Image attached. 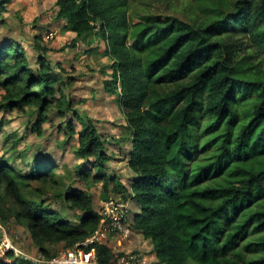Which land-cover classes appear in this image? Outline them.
Masks as SVG:
<instances>
[{
	"label": "trees",
	"instance_id": "1",
	"mask_svg": "<svg viewBox=\"0 0 264 264\" xmlns=\"http://www.w3.org/2000/svg\"><path fill=\"white\" fill-rule=\"evenodd\" d=\"M132 1L55 3V18L76 35L71 46L96 37L104 48L93 52L111 60L106 90L126 123L130 188L108 175L115 154L66 96L46 51L33 70L23 47L4 41L1 107L36 108L38 136L57 111L60 132L78 144L74 183L87 189L67 185L55 166L35 162L23 174L1 158L0 222L26 224L51 259L50 247L74 248L101 225L90 193L101 185L105 201L113 193L139 206L132 228L151 241V264H264V0ZM46 193L79 212L77 220L49 209ZM107 243L96 247L99 264L115 263ZM5 257L0 264H23L11 261L14 252Z\"/></svg>",
	"mask_w": 264,
	"mask_h": 264
},
{
	"label": "rangeland",
	"instance_id": "2",
	"mask_svg": "<svg viewBox=\"0 0 264 264\" xmlns=\"http://www.w3.org/2000/svg\"><path fill=\"white\" fill-rule=\"evenodd\" d=\"M175 2L177 3L178 0ZM3 3L5 9L0 14V43L9 41L21 45L33 64V70H37L38 57L43 55L44 50L46 51L44 58L51 64L54 73L59 76L61 88L66 96L73 99L77 110L93 120L99 132L108 141L107 151L115 154V159L107 168L108 175L119 177L122 184L128 183V178L132 175L125 155L129 149V143L121 141L126 131L124 129L126 123L118 106L117 97L106 90V82L112 80V70L108 68L111 60L98 52H93V48H104V43L95 37L85 44L80 42L78 48L71 46L76 35L64 31L66 21L55 18L56 0H3ZM5 95V90L0 88V159H14L11 164L23 174H27L30 165H34L35 162L43 163L44 167L55 166L57 176L67 185L74 184L75 188L87 189L82 181L74 183L77 180L76 166L81 162L73 153L78 144L76 137L67 138L64 131L60 132L63 118L57 111L53 110L50 113V119L43 125V136H38L32 131V126L39 119L37 109L34 107L2 108L1 103ZM76 126L78 130L81 128L77 122ZM7 136H11L12 140L5 144ZM15 138H21L20 142L15 144ZM65 142L66 144L62 145ZM118 145H121V148ZM13 146L14 149H12ZM38 187V184L32 185V188ZM90 193L94 197L96 209L102 211L104 196L101 185L90 188ZM43 198L49 209L61 211L65 217L77 220L75 216L79 212L64 208L62 203L55 200L52 193H46ZM116 198L111 193L108 199ZM0 225V248L4 243H8L23 264L26 262L39 264V261L45 259L34 246L26 224L11 220L8 223L0 222ZM136 235L132 233L126 239L118 237L109 239L107 244L115 254L114 264H117L119 258L131 253H138L137 255L141 256L143 262L138 264H151L149 259L153 256L152 251L142 254L139 249H132L131 246L137 243L134 240ZM138 238L140 241L139 236ZM65 249L67 248L64 244L60 243L50 247V253L56 256ZM1 256L0 259L3 262L9 261L5 255ZM11 261L16 262V257H12Z\"/></svg>",
	"mask_w": 264,
	"mask_h": 264
},
{
	"label": "built area",
	"instance_id": "3",
	"mask_svg": "<svg viewBox=\"0 0 264 264\" xmlns=\"http://www.w3.org/2000/svg\"><path fill=\"white\" fill-rule=\"evenodd\" d=\"M127 203L120 199H111L103 204L102 222L98 229L74 248L59 252L51 259H43L39 264H99L96 247L106 244L111 237L126 239L130 236ZM1 227V225H0ZM1 255L13 252L8 243L0 248ZM15 255V253H14ZM16 256V255H15ZM29 256V255H28ZM29 258H31L29 256ZM141 256L131 253L117 260V264H138Z\"/></svg>",
	"mask_w": 264,
	"mask_h": 264
},
{
	"label": "crops",
	"instance_id": "4",
	"mask_svg": "<svg viewBox=\"0 0 264 264\" xmlns=\"http://www.w3.org/2000/svg\"><path fill=\"white\" fill-rule=\"evenodd\" d=\"M132 176V175H131ZM130 176V177H131ZM130 177L128 178V183H126V184H124L125 186H127L128 188H130V186H131V184H130ZM116 196V195H115ZM117 198L116 199H120L121 201H124L125 203H127V206H128V208H129V211H128V217H127V219H128V223H127V226L130 228L129 230H130V235L133 233H135V234H137L136 235V237H135V242H137V243H134L131 247H133L132 249H139L140 251H141V253L143 254L144 252H147V253H150L149 251H152V253H153V247H152V243H151V241L150 240H147V239H145L144 238V236L141 234V233H139V232H137V231H135L133 228H132V224H133V221H134V217H135V215H137V214H139L140 213V208H139V206L136 204V202L135 201H133V200H131V199H129V200H124L122 197H118V196H116ZM106 201L103 199L102 200V203H105ZM102 207H103V204H102ZM130 210H131V212H130ZM100 213H102V211H101V209L100 210H98ZM138 236L140 237V241L138 240L139 238H138ZM115 238H117V237H115ZM117 240V239H116ZM151 243V244H150ZM110 247V246H109ZM111 248V247H110ZM112 249V248H111ZM114 253V252H113ZM156 260V258H155V255H154V253H153V256L149 259V261H150V263L151 262H153V261H155ZM146 262H147V260H145Z\"/></svg>",
	"mask_w": 264,
	"mask_h": 264
},
{
	"label": "clouds",
	"instance_id": "5",
	"mask_svg": "<svg viewBox=\"0 0 264 264\" xmlns=\"http://www.w3.org/2000/svg\"><path fill=\"white\" fill-rule=\"evenodd\" d=\"M6 255V254H5ZM15 257H17V256H15Z\"/></svg>",
	"mask_w": 264,
	"mask_h": 264
}]
</instances>
